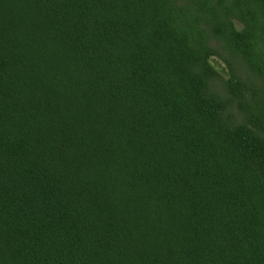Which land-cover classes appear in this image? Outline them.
<instances>
[{
    "label": "trees",
    "instance_id": "trees-1",
    "mask_svg": "<svg viewBox=\"0 0 264 264\" xmlns=\"http://www.w3.org/2000/svg\"><path fill=\"white\" fill-rule=\"evenodd\" d=\"M7 1L0 0V254L27 264H166L170 250L158 236L132 234L134 224L145 229L137 218L156 196L177 210L173 241L186 257L176 248L175 264H246L228 245L240 227L259 250L255 264H264V143L252 127L231 128L208 75L191 66L208 54L176 38L185 32L167 0L12 2L61 47V69H77L69 79L79 87L67 92L65 76L34 75L15 45ZM257 2L254 9L264 8ZM236 35L234 46L252 44L251 30ZM232 90L239 93L238 81ZM65 94L75 108L57 107L56 99L71 100ZM99 97L109 117L79 111ZM211 131L231 170L209 145L202 155ZM244 197L259 212L253 221Z\"/></svg>",
    "mask_w": 264,
    "mask_h": 264
},
{
    "label": "rangeland",
    "instance_id": "rangeland-1",
    "mask_svg": "<svg viewBox=\"0 0 264 264\" xmlns=\"http://www.w3.org/2000/svg\"><path fill=\"white\" fill-rule=\"evenodd\" d=\"M16 1H7L11 6L5 13L13 16L9 23L13 27L15 45H18L25 58L30 60L34 75L39 78L42 76L48 78L65 76L66 81L63 87L66 92L78 88L79 85L73 80L74 78L69 79L70 76L74 77L73 75L77 74L75 66H70L72 69L70 71L61 69L63 65L66 66V60L62 59L61 47H57L52 40L44 38L41 31L33 29L27 11L12 3ZM167 3L169 9H172L171 16L174 24L185 32V34L181 32L176 38L186 42L195 51L194 54H200L199 57H205L208 54L206 60L199 62L195 59L191 66L197 67L196 70L208 75L209 94L226 104V119L231 128L241 131L245 127H252L264 143V8L259 5V9H254L257 6V0H253L251 5L247 4L246 0H167ZM245 28L253 32L252 44L234 46L239 43L238 39H234V36L238 37L236 34L242 33ZM44 49L47 50L43 51ZM54 71L57 74H46ZM236 81L240 83L239 93H233L232 90V85ZM40 83L54 92L51 87L45 86V83ZM65 97L71 100L56 99L57 107L75 108L73 106L76 102L73 100L74 95L65 94ZM186 98H188L187 95ZM106 109V103L99 97L95 103L90 101V107L81 104L79 111H89L96 115L101 114L109 117L110 114L105 112ZM204 133L207 135V132ZM208 135L211 136L213 144H209V138L205 137L206 142L203 143L205 149L201 151L202 155L209 145L211 154L220 163L224 172L231 170L230 164L224 160L222 151L225 144L223 140L221 142L214 140L212 136L218 139L214 131L209 132ZM86 137L89 139L88 135ZM119 140L121 142L122 138ZM185 167L186 165H183V168ZM146 200L148 203L144 206L143 214L141 213L137 218L139 222L145 220L146 227L141 231L139 226L134 224L132 234L136 241H139L145 234L139 232L148 234L152 232V236H158V240L163 243V246L170 250L166 264H175L176 256L171 253L176 248L180 249L183 252L181 254L186 257L179 241H173V237L178 236L179 230L177 210L172 208L170 202L164 199L159 200L156 196L155 199L147 198ZM243 200L246 207L251 210V214L254 215L251 221L257 219L259 212L254 208L255 204L246 197ZM238 230L240 231L228 245H234L241 249L247 259L246 264H255L259 258V250L253 246L250 239L246 238L243 227ZM0 264L27 263L20 262L16 258L9 259L7 253H2L0 254Z\"/></svg>",
    "mask_w": 264,
    "mask_h": 264
}]
</instances>
